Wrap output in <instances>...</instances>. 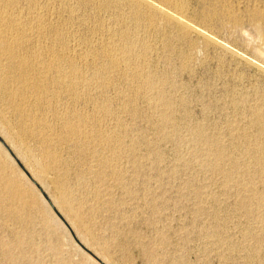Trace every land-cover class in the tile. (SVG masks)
I'll return each mask as SVG.
<instances>
[{
  "label": "rangeland",
  "instance_id": "374dc122",
  "mask_svg": "<svg viewBox=\"0 0 264 264\" xmlns=\"http://www.w3.org/2000/svg\"><path fill=\"white\" fill-rule=\"evenodd\" d=\"M0 137V264H264V0H0Z\"/></svg>",
  "mask_w": 264,
  "mask_h": 264
},
{
  "label": "water",
  "instance_id": "95a60500",
  "mask_svg": "<svg viewBox=\"0 0 264 264\" xmlns=\"http://www.w3.org/2000/svg\"><path fill=\"white\" fill-rule=\"evenodd\" d=\"M0 143L7 149V150H9V148H8V145L4 142V140L0 137ZM16 158V157H15ZM16 161H17V163H18V165L19 166H21L22 167V165H21V163L18 161V159L16 158ZM23 168V167H22ZM23 170H25L24 168H23ZM25 172H26V174H28L27 173V171L25 170ZM30 177V179L33 181V183L36 185V187L40 190V192L42 193V195L44 196V198L47 200V202H48V204H49V206L52 208V210L56 213V215L60 218V220L67 226V228L70 230V231H72L71 229H70V226L68 225V223L66 222V220L64 219V217L58 212V210L56 209V207L54 206V204L52 203V201L44 194V192H43V190L40 188V186L38 185V183L36 182V181H34V179L31 177V176H29ZM73 235V237L75 238V240H77L76 239V237L74 236V234H72ZM79 242V241H78ZM79 244L81 245V247L86 251V252H88L90 255H92L100 264H105L98 256H96L94 253H92L88 248H86L84 245H82V243H80L79 242Z\"/></svg>",
  "mask_w": 264,
  "mask_h": 264
},
{
  "label": "bare ground",
  "instance_id": "6f19581e",
  "mask_svg": "<svg viewBox=\"0 0 264 264\" xmlns=\"http://www.w3.org/2000/svg\"><path fill=\"white\" fill-rule=\"evenodd\" d=\"M140 0H138V2H139ZM168 1V0H167ZM177 5V4H176ZM178 20V19H177ZM13 22V21H12ZM5 40V39H4ZM130 45V44H129ZM125 47V46H124ZM129 51V50H128ZM127 51V52H128ZM129 53V52H128ZM130 54V53H129ZM131 56V55H130ZM129 58V57H128ZM141 71V70H140ZM137 74V73H136ZM140 75V74H139ZM144 76V75H143ZM145 83H146V81H145ZM150 83V82H149ZM148 84V83H147ZM146 86V85H145ZM6 153V152H5ZM4 153V154H5ZM5 157V156H4ZM52 203L54 204V206H55V203L52 201ZM57 208V207H56ZM64 217V216H63ZM64 219H65V217H64ZM66 220V219H65ZM66 222L68 223V225L70 226V229L72 230V227H71V225L69 224V222L66 220ZM89 249V248H88ZM90 250V249H89ZM93 253V252H92ZM97 256V255H96Z\"/></svg>",
  "mask_w": 264,
  "mask_h": 264
}]
</instances>
